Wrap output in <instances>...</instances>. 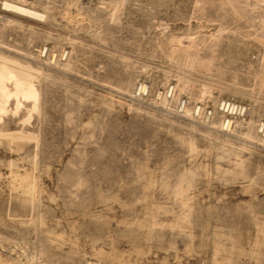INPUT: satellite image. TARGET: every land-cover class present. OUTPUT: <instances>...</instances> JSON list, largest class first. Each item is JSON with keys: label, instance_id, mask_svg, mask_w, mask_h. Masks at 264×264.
<instances>
[{"label": "rangeland", "instance_id": "1", "mask_svg": "<svg viewBox=\"0 0 264 264\" xmlns=\"http://www.w3.org/2000/svg\"><path fill=\"white\" fill-rule=\"evenodd\" d=\"M0 69V264H264V0H0Z\"/></svg>", "mask_w": 264, "mask_h": 264}, {"label": "built area", "instance_id": "2", "mask_svg": "<svg viewBox=\"0 0 264 264\" xmlns=\"http://www.w3.org/2000/svg\"><path fill=\"white\" fill-rule=\"evenodd\" d=\"M185 101L182 102L181 106H180V109L181 111L184 109L185 107ZM221 109L224 111H233L234 114H237V115H243L245 113V107L244 106H241V105H238V104H235V103H232V102H222L221 104ZM200 107L196 108V111L195 113L197 115L200 114ZM206 119H211L212 118V113L211 112H208V115H204Z\"/></svg>", "mask_w": 264, "mask_h": 264}, {"label": "bare ground", "instance_id": "3", "mask_svg": "<svg viewBox=\"0 0 264 264\" xmlns=\"http://www.w3.org/2000/svg\"><path fill=\"white\" fill-rule=\"evenodd\" d=\"M136 2V1H135ZM153 2V1H152ZM133 3V2H132ZM149 3V2H148ZM155 3V2H154ZM143 4V3H142ZM5 5V7H7V8H10V9H13L14 11H17L18 13H23V14H27V15H31V16H38V17H40V15L37 13V12H34V11H31V10H29V9H27V8H24V7H22V6H18V5H11L10 3L9 4H4ZM120 9V8H119ZM240 46V45H239ZM258 50V49H257ZM172 52V51H171ZM258 55V54H257ZM256 55V56H257ZM169 56V55H168ZM263 57V56H262ZM222 58V57H221ZM8 69H9V67H8ZM1 70V69H0ZM10 71H12L11 69H10ZM10 71H8V72H10ZM17 72V71H16ZM20 72V70H18V73ZM14 73H15V71H14ZM13 73V74H14ZM16 74V73H15ZM20 74V73H19ZM17 75V74H16ZM18 76V75H17ZM23 76V75H22ZM20 81V80H19ZM24 84V83H23ZM131 84V83H130ZM20 85V84H19ZM27 88V87H26ZM32 89V88H31ZM142 89H146V87L145 86H143L142 85ZM145 91V90H144ZM34 93V92H33ZM203 95V94H202ZM211 95V94H210ZM36 97V96H35ZM200 107V106H199ZM2 111V110H1ZM234 112L233 111H224V109H223V115L225 116V117H230L232 114H233ZM2 114V113H1ZM1 121V120H0ZM228 123H230V120H228ZM232 123V122H231ZM261 130V129H260Z\"/></svg>", "mask_w": 264, "mask_h": 264}]
</instances>
